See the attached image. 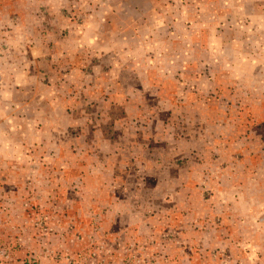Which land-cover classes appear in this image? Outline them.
I'll use <instances>...</instances> for the list:
<instances>
[{
	"label": "rangeland",
	"instance_id": "obj_1",
	"mask_svg": "<svg viewBox=\"0 0 264 264\" xmlns=\"http://www.w3.org/2000/svg\"><path fill=\"white\" fill-rule=\"evenodd\" d=\"M183 251L264 264V0H0V264Z\"/></svg>",
	"mask_w": 264,
	"mask_h": 264
},
{
	"label": "crops",
	"instance_id": "obj_2",
	"mask_svg": "<svg viewBox=\"0 0 264 264\" xmlns=\"http://www.w3.org/2000/svg\"><path fill=\"white\" fill-rule=\"evenodd\" d=\"M50 30H52V29H50ZM50 30H48L47 29V31H50ZM43 45H46V47H50L51 48V45H50V43H48V42H46V41H44V44ZM199 235H200V237H201V233H199ZM182 254H185L182 258H183V260H187L188 261V263L189 264H192L191 262H190V258H191V256H190V252H186V251H183V253ZM204 254H207V253H204ZM187 257V258H186Z\"/></svg>",
	"mask_w": 264,
	"mask_h": 264
},
{
	"label": "trees",
	"instance_id": "obj_3",
	"mask_svg": "<svg viewBox=\"0 0 264 264\" xmlns=\"http://www.w3.org/2000/svg\"><path fill=\"white\" fill-rule=\"evenodd\" d=\"M35 264V263H34Z\"/></svg>",
	"mask_w": 264,
	"mask_h": 264
}]
</instances>
